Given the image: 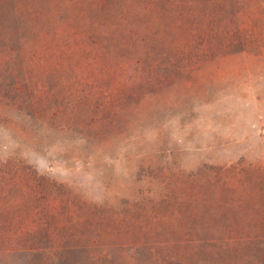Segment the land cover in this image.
<instances>
[{
  "label": "rangeland",
  "instance_id": "374dc122",
  "mask_svg": "<svg viewBox=\"0 0 264 264\" xmlns=\"http://www.w3.org/2000/svg\"><path fill=\"white\" fill-rule=\"evenodd\" d=\"M2 1L25 13L43 10L65 37L113 22L110 12L119 6L100 13L85 0ZM210 2L216 28L227 23L236 34L231 47L161 86H147L142 72L137 80L115 75L108 82L97 70L81 76L78 68L91 69L85 62L74 71L79 76L55 74L54 51L41 46L50 27L17 41L0 32V86L8 91L13 81L30 79L21 98H0L1 264H24L27 256L16 252L31 244L112 242L128 228L163 240L166 211L191 181L223 167L264 169V0ZM136 21L139 32L160 22L172 28L153 16ZM16 58L17 79L2 75L1 60ZM85 223L94 231L85 232Z\"/></svg>",
  "mask_w": 264,
  "mask_h": 264
},
{
  "label": "trees",
  "instance_id": "16d2710c",
  "mask_svg": "<svg viewBox=\"0 0 264 264\" xmlns=\"http://www.w3.org/2000/svg\"><path fill=\"white\" fill-rule=\"evenodd\" d=\"M85 1L100 13L109 11L117 2L119 6L110 12L114 21L96 26L92 23L90 28L94 31L70 30L65 37L50 25L43 10L35 8L25 13L0 0V32H7L17 41L19 34L27 30L37 28L38 32L44 26L50 27L51 39L41 46L54 51L55 74L62 70L67 76L73 73L79 76L75 72L85 62L91 69L78 68L81 76L97 70L108 82L115 75L137 80L142 72L147 86L153 82L160 86L175 83L191 66L208 62L213 54L227 52L236 36L229 32L227 23H223V31L216 28L210 0ZM149 16L171 22L172 28L160 22L157 28L139 32L132 26V21L139 24L136 20ZM6 42L4 38L5 48L10 45L6 46ZM107 56L111 58L105 62ZM44 57L38 55L36 63L42 64ZM1 61V74L17 79L18 70L13 69L19 59ZM99 62L106 65L103 67ZM156 70H160L158 75ZM20 81L19 84L13 81L8 91L7 86L1 85L0 98L7 97V92L13 101L21 98L30 79ZM170 198L166 196L162 203L168 204ZM173 199L177 204L166 211L169 236L163 240L137 236V232L128 228L125 238L120 236L112 242L96 239L97 242H47L22 247L16 253L27 256L24 264H264L263 168L256 165L219 168L214 176L209 174L202 182L191 181L182 189V195ZM157 214L155 219L160 217ZM87 227L85 223V232L94 231ZM78 235L82 234L72 232L70 236Z\"/></svg>",
  "mask_w": 264,
  "mask_h": 264
}]
</instances>
